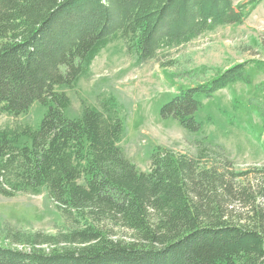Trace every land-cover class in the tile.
<instances>
[{
    "label": "trees",
    "instance_id": "16d2710c",
    "mask_svg": "<svg viewBox=\"0 0 264 264\" xmlns=\"http://www.w3.org/2000/svg\"><path fill=\"white\" fill-rule=\"evenodd\" d=\"M258 4L0 0V117L46 109L37 129L0 126V196L44 193L67 226L54 235L5 226L0 264H264V167L238 173L224 152L212 157L206 147L193 158L157 148L150 171L141 172L119 146L125 123L115 99L101 109L84 104L71 119L61 91L87 77L113 42L124 41L141 65L241 25ZM248 65L180 90L160 117L201 132L203 101L249 84Z\"/></svg>",
    "mask_w": 264,
    "mask_h": 264
},
{
    "label": "rangeland",
    "instance_id": "374dc122",
    "mask_svg": "<svg viewBox=\"0 0 264 264\" xmlns=\"http://www.w3.org/2000/svg\"><path fill=\"white\" fill-rule=\"evenodd\" d=\"M232 1L239 6L254 0ZM258 1L253 9L248 8L250 14L241 25L206 32L141 65L128 54L124 41L108 45L92 63L87 77L74 89H61L71 100L67 116L78 119L84 104L101 109L103 102L115 99V111L125 123L119 146L126 159L144 173L150 171L151 156L157 148L198 158L207 147L212 157L224 152L238 173L263 168L264 68L258 67L264 63V0ZM240 64H249L251 82L236 84L204 100L197 114L203 124L201 132L189 133L177 121L160 117L163 105L180 90L207 82ZM45 114L46 109L35 104L18 118L1 116L0 126L37 129ZM7 225L23 232L52 235L67 229L44 193L21 194L14 199L0 196V229Z\"/></svg>",
    "mask_w": 264,
    "mask_h": 264
}]
</instances>
